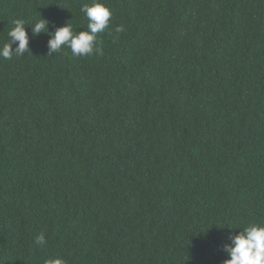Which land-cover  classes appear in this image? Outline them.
<instances>
[{
    "label": "trees",
    "instance_id": "obj_1",
    "mask_svg": "<svg viewBox=\"0 0 264 264\" xmlns=\"http://www.w3.org/2000/svg\"><path fill=\"white\" fill-rule=\"evenodd\" d=\"M101 2L77 57L49 33L91 0H0V47L29 35L0 57V264H223L264 224V0Z\"/></svg>",
    "mask_w": 264,
    "mask_h": 264
},
{
    "label": "clouds",
    "instance_id": "obj_2",
    "mask_svg": "<svg viewBox=\"0 0 264 264\" xmlns=\"http://www.w3.org/2000/svg\"><path fill=\"white\" fill-rule=\"evenodd\" d=\"M87 18V29L75 32L70 24L56 28L49 33L48 55L59 52L62 47L71 49L74 56H89L94 51L101 52L97 46V33L104 32L110 23L111 10L101 0H91L81 7ZM48 21L41 18L31 26L33 35L48 33ZM14 27L8 32L9 41L0 47V57L11 59L13 55L23 56L29 51V35L25 30V23L21 19L12 21ZM117 33L123 31L122 26L115 28ZM18 42V43H17ZM17 44L13 50L12 45ZM232 233V232H231ZM231 243L224 246L227 258L223 264H264V224L249 222L242 230L232 233ZM36 243H46L44 234H40ZM43 264H66L62 257H48Z\"/></svg>",
    "mask_w": 264,
    "mask_h": 264
}]
</instances>
